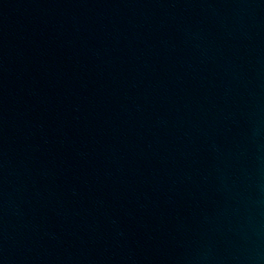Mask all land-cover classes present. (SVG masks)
Returning a JSON list of instances; mask_svg holds the SVG:
<instances>
[{"label": "water", "instance_id": "obj_1", "mask_svg": "<svg viewBox=\"0 0 264 264\" xmlns=\"http://www.w3.org/2000/svg\"><path fill=\"white\" fill-rule=\"evenodd\" d=\"M0 264H264V0H0Z\"/></svg>", "mask_w": 264, "mask_h": 264}]
</instances>
